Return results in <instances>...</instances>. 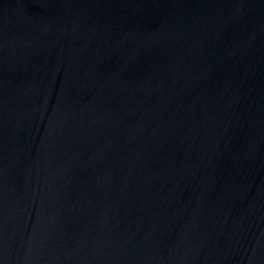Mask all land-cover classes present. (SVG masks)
<instances>
[{
  "label": "water",
  "instance_id": "95a60500",
  "mask_svg": "<svg viewBox=\"0 0 264 264\" xmlns=\"http://www.w3.org/2000/svg\"><path fill=\"white\" fill-rule=\"evenodd\" d=\"M0 264H264V0H0Z\"/></svg>",
  "mask_w": 264,
  "mask_h": 264
}]
</instances>
